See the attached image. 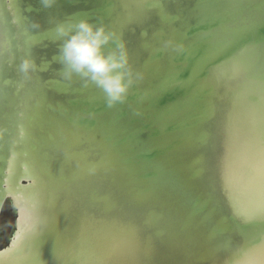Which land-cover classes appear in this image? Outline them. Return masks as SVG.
<instances>
[{"label": "water", "instance_id": "water-1", "mask_svg": "<svg viewBox=\"0 0 264 264\" xmlns=\"http://www.w3.org/2000/svg\"><path fill=\"white\" fill-rule=\"evenodd\" d=\"M0 2L14 36L22 15L17 9L10 13L18 22L14 26L5 7L8 1ZM23 4L27 20L40 24L34 34L40 46L36 64L41 66L40 87L48 98L34 126L40 140L30 144V152L19 141L20 153L45 170L49 188L66 206L68 226L62 237L75 241L87 214L109 227H134L141 250L135 255L124 252L132 264H235L258 247L264 222L244 220L236 213L232 201L235 195L241 197L239 189L232 198L229 195L234 179L245 178L244 167L236 166L231 179L229 168L239 158L246 164L252 158L254 165L259 159L245 150L241 153V142L247 137L239 134L246 122L238 107L243 93L251 92L247 99L257 106L258 95L264 91L261 0H57L50 8L41 0H23ZM80 17L104 23L122 35L131 66L144 74L131 86L125 102L109 107L95 84L86 85L78 75L71 81L62 79L63 65L53 59L62 43L55 40V24ZM18 34L22 40L23 31ZM168 41L173 42L171 46H166ZM115 46L109 44L105 51ZM5 53L4 67L9 69H4L3 76L11 84L0 98L6 101L5 118H11V125L8 119L3 125L4 153L12 139L16 142L13 126L19 122L10 111L23 110L27 129L34 124L20 96L28 99L27 86H34L36 73H15L21 54H15L12 68ZM234 59L242 60L244 68L242 74H235L242 78L230 82ZM220 72L225 73L223 79H218ZM16 82L22 86L19 93ZM254 85L259 90L246 89ZM14 100L20 103L11 109ZM261 136L259 149L252 150H261ZM68 150L88 167L96 166L95 174L76 173L74 162L65 159ZM41 159L50 162L44 167L39 165ZM59 169L76 175L60 174ZM8 201L15 210L13 199L6 196L0 216ZM15 215L17 225L16 210ZM91 225L93 229L101 226ZM11 240L0 252L11 246ZM70 245L64 246L63 258L57 253L50 256L52 264L68 257Z\"/></svg>", "mask_w": 264, "mask_h": 264}, {"label": "bare ground", "instance_id": "bare-ground-1", "mask_svg": "<svg viewBox=\"0 0 264 264\" xmlns=\"http://www.w3.org/2000/svg\"><path fill=\"white\" fill-rule=\"evenodd\" d=\"M6 1V0H5ZM8 3L5 5L6 10L10 16V20L14 26L18 24L16 17L14 15H10V13L14 12V9H17L19 12L18 17L20 28L14 32V36H11L9 28H7L6 20L2 14V4L0 2V97L4 96V89L8 88L11 84L10 79L4 78V69L8 68V66L4 67V62L6 58L3 59L2 51L6 50L7 53L5 55L12 60L14 68V57L17 53L21 54L22 61L26 57H31L35 62H37L38 57L40 56V49L38 47V41L34 39V34L36 29L31 27V23L25 17L23 8V0H7ZM22 29V30H21ZM23 31L22 40H20V36L18 32ZM18 34V37L17 35ZM18 46V49L16 46ZM245 58H250V55L245 54ZM40 59V57H39ZM19 60V57H18ZM21 61V63H22ZM18 74L21 75L22 71L19 67L15 70ZM263 71V69H261ZM242 74V72H239ZM232 73H229L230 82H236L237 78H242L239 76H232ZM40 73L37 71L34 74V86L32 83H29L28 88V99L24 100L22 96H20L21 104H23L25 110L29 114V117L32 118L34 124L30 125L27 129V123L23 122V110H16L14 106L20 101H10V108L13 109L10 111L12 116H18L19 122L14 127V133L16 134V142L14 143V139H12L9 147L6 148L5 153L1 152V148L3 147V125L7 120L11 125V118H5L8 115V106L6 105V101L1 100L0 98V183H2V190H0V211L1 206L6 196H10L14 201V207L16 212H18L19 217L17 219V225L14 232V235L11 237V246L5 251L0 252V254H5L9 249H13L11 255H7L4 257L5 264H15L17 252H23L27 250L28 245L23 243V238L27 234L28 228L30 227L31 220V208L26 203L28 197L32 195L35 191H37V187L34 185V173H33V163L32 157L24 153H20L22 145L25 146L27 151H32L30 149V144L38 142L40 138L38 134H36L35 125L38 126V119L40 116V108L42 102L45 98H48L47 93L42 91ZM23 78V76H22ZM41 78V79H40ZM36 82L37 86H36ZM243 82V81H242ZM255 87H247L246 89H256ZM19 87L21 88V84L16 82L15 90L19 93ZM251 92H245L242 96V102L239 105L240 118L242 115V119L246 122L243 124L242 129L244 132H239L240 135H245L243 137L247 140H243L242 146L240 147L241 153L245 150L250 157L256 154L259 159H255L257 164H253L252 158L249 159V163L245 161L242 162V158L236 159L235 162L232 163L229 168V179L234 178L235 173L237 172V168L244 167L243 175L245 178H239L231 184V189L233 192H230V198L233 197V194L236 189L240 190L241 197L235 195V200H233V205L237 209L244 210L250 207H260L264 205V144L261 145V150H252L259 149V142L261 134L264 136V123L261 121L264 118V91L259 93L257 101V106L251 105L248 101L247 97L251 96ZM36 98V99H35ZM248 101V106L247 102ZM247 106V107H246ZM250 117V118H249ZM241 119V120H242ZM8 126V124H7ZM16 127V128H15ZM241 129V131H242ZM10 131L12 132V128L10 127ZM10 134V133H9ZM238 133H233L236 137L239 136ZM29 136V137H28ZM262 137V136H261ZM264 139V137H262ZM18 140V142H17ZM20 141V142H19ZM25 142V144H24ZM264 142V141H263ZM249 144V146H248ZM240 153V154H241ZM42 162H39V165H43L46 167V164L49 163L47 159H41ZM237 166V168H236ZM57 170V172H59ZM63 173H69V175H76L74 171L61 170ZM60 171V174H63ZM56 172H54L55 174ZM52 176L53 174L50 173ZM237 178V177H236ZM2 180V181H1ZM26 180V181H25ZM46 180V179H45ZM239 184V188L238 185ZM44 203L43 207L40 209L41 215L46 217V224L42 227L40 235L33 242V251H37L39 253V258L37 264H52V260L50 256L55 255L59 248L65 249L66 243H70L71 249L69 251V255L61 264H132L131 262L126 261L124 252L129 250L130 254H136V252L141 250L140 246L136 243L137 238L133 235L128 238V243L122 245L121 247H114V245L120 241L125 239L126 233L123 231L126 229L125 227H109V226H100L96 229H93L92 225H90L89 232L87 234V239L83 244V255L79 258H73L78 252L81 251V245L77 244L75 246V251H72V241H68L63 238V234L65 233V228L68 226V221L66 220V206H64L54 190L52 191L48 186V191L42 197ZM241 216V215H239ZM244 220H247L246 217L241 216ZM260 219L257 217L255 220ZM102 227L104 230L101 231ZM80 228V226H79ZM79 228L77 229L75 235H78ZM261 244L255 249L248 252L241 261L235 264H264V236L260 242ZM19 245V248L16 246ZM47 246L50 248L48 251ZM146 252V251H145ZM130 260V259H129Z\"/></svg>", "mask_w": 264, "mask_h": 264}, {"label": "clouds", "instance_id": "clouds-1", "mask_svg": "<svg viewBox=\"0 0 264 264\" xmlns=\"http://www.w3.org/2000/svg\"><path fill=\"white\" fill-rule=\"evenodd\" d=\"M41 3L50 8L57 0H41ZM31 27L38 29L40 24L33 22ZM54 37L62 41L58 57L53 58L63 65L62 79L71 81L78 75L86 85L95 84L104 92L109 107L125 102L131 86L143 78L144 74L131 66L122 35L104 23L93 22L87 17L69 18L55 24ZM113 43L115 48L105 51L106 46ZM172 43L168 41L166 46ZM20 68L26 76L41 70L30 56L22 61Z\"/></svg>", "mask_w": 264, "mask_h": 264}, {"label": "snow or ice", "instance_id": "snow-or-ice-1", "mask_svg": "<svg viewBox=\"0 0 264 264\" xmlns=\"http://www.w3.org/2000/svg\"><path fill=\"white\" fill-rule=\"evenodd\" d=\"M261 3L264 4V0H261ZM155 4H150L149 7H155ZM225 48L228 47L226 44ZM244 68V62L240 59H234L231 65V71L233 75L238 74ZM225 76L224 72L218 73V79H223ZM65 159L70 162H74V168L76 173H83L87 172L88 174H95L97 171L96 166L88 167L87 165L83 164L81 159L78 158L77 154L71 152L70 150L64 153ZM33 173H34V185L37 187V191H35L32 195H30L26 201V203L31 208V220H30V227L28 228L27 234L23 238V243L28 245L27 250L23 252H17L15 264H37L39 253L37 251H33V242L36 238L40 235L42 227L46 224V217L41 215L40 209L43 207V195L48 191V181L44 179L45 177V170L42 167L37 165H33ZM106 207H111L110 204H106ZM237 214L246 217L248 221L256 219L259 217L262 222H264V205L260 207H250L248 209L240 210L237 209ZM92 223H99L102 226H106V221H93L90 217L85 214L81 220L79 232L77 238L72 243V251H75V246L77 244L81 245V251L78 252L73 258H79L83 255V244L87 239V234L89 232L90 225ZM104 230L102 227L101 231ZM126 233V237L123 240L118 241L114 247H121L128 243V238L131 237L135 229L133 226H127L124 229ZM19 248V245L16 246ZM13 249H9L7 253L0 254V264H5L4 257L7 255H11ZM65 249L59 248L57 250V257L63 258Z\"/></svg>", "mask_w": 264, "mask_h": 264}, {"label": "rangeland", "instance_id": "rangeland-1", "mask_svg": "<svg viewBox=\"0 0 264 264\" xmlns=\"http://www.w3.org/2000/svg\"><path fill=\"white\" fill-rule=\"evenodd\" d=\"M16 229L15 210L8 201L0 216V250L8 246L11 237Z\"/></svg>", "mask_w": 264, "mask_h": 264}]
</instances>
